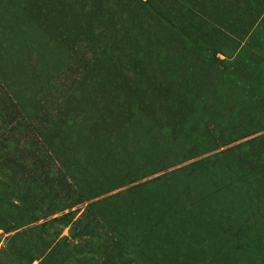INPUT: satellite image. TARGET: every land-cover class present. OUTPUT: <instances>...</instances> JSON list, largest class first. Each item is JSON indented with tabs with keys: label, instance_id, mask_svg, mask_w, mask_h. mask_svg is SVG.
Returning a JSON list of instances; mask_svg holds the SVG:
<instances>
[{
	"label": "rangeland",
	"instance_id": "obj_1",
	"mask_svg": "<svg viewBox=\"0 0 264 264\" xmlns=\"http://www.w3.org/2000/svg\"><path fill=\"white\" fill-rule=\"evenodd\" d=\"M0 264H264V0H0Z\"/></svg>",
	"mask_w": 264,
	"mask_h": 264
}]
</instances>
